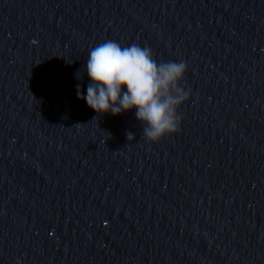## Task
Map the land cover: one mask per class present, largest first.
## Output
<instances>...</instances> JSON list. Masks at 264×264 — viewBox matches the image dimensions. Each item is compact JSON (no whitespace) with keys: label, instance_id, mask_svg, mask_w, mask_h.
<instances>
[{"label":"clouds","instance_id":"clouds-1","mask_svg":"<svg viewBox=\"0 0 264 264\" xmlns=\"http://www.w3.org/2000/svg\"><path fill=\"white\" fill-rule=\"evenodd\" d=\"M186 71L185 62L158 64L147 47H121L109 40L90 50L86 60L90 83L86 95L79 84L76 94L97 114L117 116L136 109V118L144 125L143 137L156 143L179 131L177 109L189 99L180 86ZM75 76L82 79L79 71ZM127 137L135 138L132 133Z\"/></svg>","mask_w":264,"mask_h":264},{"label":"water","instance_id":"water-1","mask_svg":"<svg viewBox=\"0 0 264 264\" xmlns=\"http://www.w3.org/2000/svg\"><path fill=\"white\" fill-rule=\"evenodd\" d=\"M189 264H264V184Z\"/></svg>","mask_w":264,"mask_h":264}]
</instances>
